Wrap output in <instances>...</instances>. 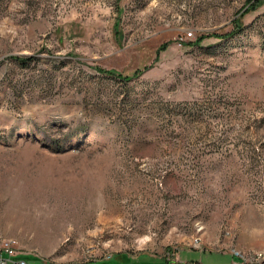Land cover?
I'll return each instance as SVG.
<instances>
[{
  "label": "rangeland",
  "instance_id": "1",
  "mask_svg": "<svg viewBox=\"0 0 264 264\" xmlns=\"http://www.w3.org/2000/svg\"><path fill=\"white\" fill-rule=\"evenodd\" d=\"M4 239L28 264H264V0H0Z\"/></svg>",
  "mask_w": 264,
  "mask_h": 264
},
{
  "label": "built area",
  "instance_id": "2",
  "mask_svg": "<svg viewBox=\"0 0 264 264\" xmlns=\"http://www.w3.org/2000/svg\"><path fill=\"white\" fill-rule=\"evenodd\" d=\"M188 36H192V33L188 32ZM235 253L239 254L236 251ZM253 259L256 262L259 260H264V252L262 251L255 252ZM0 264H28V261L23 259L20 255V252L17 251V247L13 239H4L0 243ZM241 264H246V263L243 260Z\"/></svg>",
  "mask_w": 264,
  "mask_h": 264
},
{
  "label": "bare ground",
  "instance_id": "3",
  "mask_svg": "<svg viewBox=\"0 0 264 264\" xmlns=\"http://www.w3.org/2000/svg\"><path fill=\"white\" fill-rule=\"evenodd\" d=\"M87 182V181H86ZM92 185V184H91ZM77 185L75 184L72 188H74V187H76ZM87 188V187H86ZM81 190V188H78V187H76V188H74V189H72V190H70V191H68L70 194H72V192H74V190ZM88 189V188H87ZM54 195V194H53ZM49 201V200H48ZM59 208V207H58ZM62 208V207H61ZM58 210V209H57ZM66 211V210H65ZM86 212V214H88L89 213V210H86L85 211ZM85 212H84V215L86 216V214H85ZM73 213H75V214H73ZM52 214L54 215V219H55V222H57V223H59V221H62V220H64V219H71V220H76V221H78L77 220V218H76V214H77V212L76 211H73V210H67L66 212H64V210L62 209V210H60V211H53L52 212ZM51 214V215H52ZM81 216V215H80ZM79 217V216H78ZM9 218H15L17 221H19L20 220V217H19V215L17 214V213H14V214H11V216H9ZM66 221V220H65Z\"/></svg>",
  "mask_w": 264,
  "mask_h": 264
},
{
  "label": "crops",
  "instance_id": "4",
  "mask_svg": "<svg viewBox=\"0 0 264 264\" xmlns=\"http://www.w3.org/2000/svg\"><path fill=\"white\" fill-rule=\"evenodd\" d=\"M149 253V254H148ZM119 254H121L120 256H123V255H125V254H130V253H119ZM143 254H144V257L145 256H157V255H155V254H152V253H150V252H148V251H140V252H137V253H135V254H130L129 256H131V257H141V256H143ZM151 254V255H150ZM159 256V255H158ZM160 258H163V259H166V260H169L170 258H168V257H166V256H163V255H160L159 256ZM110 259L112 258V256H110L109 257ZM143 260H146V259H143ZM98 261H95V262H93L94 264H96ZM83 264H91V263H83ZM234 264H236L235 262H234Z\"/></svg>",
  "mask_w": 264,
  "mask_h": 264
},
{
  "label": "trees",
  "instance_id": "5",
  "mask_svg": "<svg viewBox=\"0 0 264 264\" xmlns=\"http://www.w3.org/2000/svg\"><path fill=\"white\" fill-rule=\"evenodd\" d=\"M232 33H230L229 35H231ZM228 35V34H227ZM226 35V36H227ZM221 37H224V36H221ZM100 72H104V73H107V74H117V76H120V77H122V75L121 74H119V73H116V72H114V71H109V70H104V69H102V68H99L98 69ZM126 77V76H125ZM126 78H129V76H127ZM23 259H25V260H27V257H26V255L24 256V255H22L21 256Z\"/></svg>",
  "mask_w": 264,
  "mask_h": 264
}]
</instances>
